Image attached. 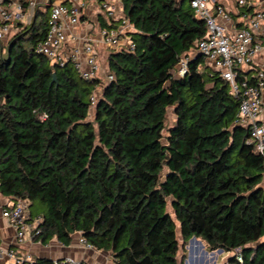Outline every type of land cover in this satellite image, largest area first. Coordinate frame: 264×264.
Wrapping results in <instances>:
<instances>
[{"label": "trees", "instance_id": "1", "mask_svg": "<svg viewBox=\"0 0 264 264\" xmlns=\"http://www.w3.org/2000/svg\"><path fill=\"white\" fill-rule=\"evenodd\" d=\"M123 5L136 47L109 54L111 80L36 51L51 11L41 5L0 40V197L45 206L29 207L42 243L80 232L116 264H186L193 237L233 253L227 264H264V156L237 123L230 83L196 52L206 22L190 0ZM253 71L238 79L255 82Z\"/></svg>", "mask_w": 264, "mask_h": 264}, {"label": "built area", "instance_id": "2", "mask_svg": "<svg viewBox=\"0 0 264 264\" xmlns=\"http://www.w3.org/2000/svg\"><path fill=\"white\" fill-rule=\"evenodd\" d=\"M68 1L71 5H52L47 36L38 43L36 51L60 66L71 61L83 78L95 79L100 76L101 64L92 41L83 38L80 43L68 46V30L82 21L83 0ZM236 2L240 7L252 8L256 3L262 4V7L254 13L244 10L242 16L247 23L230 29L227 24L232 21V14L220 0H190L191 8L207 25V34L198 41L196 52L205 57L206 66L219 72L230 83L231 93L240 101L237 123L249 126V142L255 144L256 152L264 156V123L260 119L263 112L264 63L257 68L255 82L251 83L248 77L238 79V69L253 65L264 50V0ZM39 4L40 0H0V40L7 42L18 23H30L28 18L35 14ZM101 8L105 17L114 24L101 30L105 44L114 51L134 50L136 44L130 35L133 26L124 10L123 0H101ZM191 57L184 56L180 60L176 67L178 76L188 74ZM111 79L112 74L108 77V80ZM95 101L96 95L92 97L93 104ZM29 207V201L23 199L14 201L5 198L0 204L2 218L15 230L14 247L0 242V264L27 261L16 253L17 248L25 245L28 237L36 239L40 235L42 222L41 216L30 218ZM80 242L92 247L84 236L80 237ZM236 255L242 262V256ZM54 262L75 264L70 257Z\"/></svg>", "mask_w": 264, "mask_h": 264}, {"label": "crops", "instance_id": "3", "mask_svg": "<svg viewBox=\"0 0 264 264\" xmlns=\"http://www.w3.org/2000/svg\"><path fill=\"white\" fill-rule=\"evenodd\" d=\"M225 4L230 13L232 14V21L227 25L230 29H235L236 27H241L247 22L244 20L242 13L244 10L249 9L246 7H240L236 0H220ZM56 3H65L71 5L68 0H40L41 9L50 10L52 5ZM262 4L256 3L250 12L254 13L260 10ZM238 13V15H234ZM31 14V13H30ZM34 15H30L28 20L34 18ZM107 18L101 8V0H83L82 6V21L78 25L70 28L68 30L69 41L68 46H74L80 43L83 38H88L95 45L98 52V58L101 64L100 76L105 80H108L109 71L108 59L109 54L114 51L109 48L101 35V30L105 28L103 23H105ZM264 63V50L257 56L255 63L249 67L248 70L254 68L252 75L255 76L257 68ZM261 121L264 123V91H263V112L261 114ZM5 201V198L0 197V204ZM83 236L80 232H75L72 235V241L69 245H65L60 242L57 238H53L47 244L39 242L38 240L28 237L25 245L21 247H16L19 250L20 256L24 257L27 261H34L37 258H48L51 260H66L70 257L74 259L75 264H116L111 255L108 252L98 250L94 247H86L80 242V237ZM15 230L8 221L2 218L0 213V242L4 244L15 246ZM218 252L221 256L222 261L230 255V253H225L224 251H214L211 258L214 257L215 253ZM209 253V252H208ZM207 253V254H208ZM4 262L3 264H5Z\"/></svg>", "mask_w": 264, "mask_h": 264}, {"label": "rangeland", "instance_id": "4", "mask_svg": "<svg viewBox=\"0 0 264 264\" xmlns=\"http://www.w3.org/2000/svg\"><path fill=\"white\" fill-rule=\"evenodd\" d=\"M100 88L97 90V94L99 96L100 93ZM175 114L173 108H170L168 110V115H167V125L168 127L173 125L175 121ZM31 210L35 213H42L46 208L45 206L40 203L36 202L33 206L30 207ZM197 240L201 241L200 239L197 238ZM180 242L182 243V240L180 239ZM202 242V241H201ZM203 244V242H202ZM187 250H188V258L186 259V264H227L229 261L230 257L233 256V253H230L228 257H226L223 261L219 257L221 256L218 252L215 253L214 257L211 258L213 252H209L205 249L204 244L203 246L198 243V242H189L187 245ZM18 255H20L19 250L16 252ZM208 253V254H207ZM182 255V251L180 253V257ZM190 261V262H189Z\"/></svg>", "mask_w": 264, "mask_h": 264}, {"label": "water", "instance_id": "5", "mask_svg": "<svg viewBox=\"0 0 264 264\" xmlns=\"http://www.w3.org/2000/svg\"><path fill=\"white\" fill-rule=\"evenodd\" d=\"M56 80V74H54V81ZM190 242H198V243H200L202 246H203V244H202V242L201 241H199V240H197V238L196 237H193L191 240H190ZM218 251H223V250H218Z\"/></svg>", "mask_w": 264, "mask_h": 264}, {"label": "bare ground", "instance_id": "6", "mask_svg": "<svg viewBox=\"0 0 264 264\" xmlns=\"http://www.w3.org/2000/svg\"><path fill=\"white\" fill-rule=\"evenodd\" d=\"M195 243V242H194ZM190 262V261H189ZM191 264V263H190Z\"/></svg>", "mask_w": 264, "mask_h": 264}]
</instances>
